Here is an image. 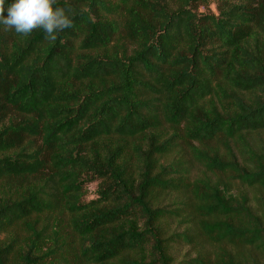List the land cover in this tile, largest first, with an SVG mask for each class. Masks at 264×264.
Masks as SVG:
<instances>
[{"label":"trees","instance_id":"1","mask_svg":"<svg viewBox=\"0 0 264 264\" xmlns=\"http://www.w3.org/2000/svg\"><path fill=\"white\" fill-rule=\"evenodd\" d=\"M56 5L0 27V264H264V0Z\"/></svg>","mask_w":264,"mask_h":264},{"label":"clouds","instance_id":"2","mask_svg":"<svg viewBox=\"0 0 264 264\" xmlns=\"http://www.w3.org/2000/svg\"><path fill=\"white\" fill-rule=\"evenodd\" d=\"M73 25L71 9L56 0H0V27L20 36L41 30L49 42Z\"/></svg>","mask_w":264,"mask_h":264},{"label":"rangeland","instance_id":"3","mask_svg":"<svg viewBox=\"0 0 264 264\" xmlns=\"http://www.w3.org/2000/svg\"><path fill=\"white\" fill-rule=\"evenodd\" d=\"M173 5H175L176 6V4L173 2L172 3ZM202 10H205V9H202ZM129 45H130V41H129V43H128ZM130 47H131V45H130ZM160 132L164 135V137H168L169 135H171L172 133H173V128L172 127H170L169 125H163L162 127H161V129H160ZM47 177H49V176H47ZM50 185L51 184H49V187H50ZM52 187V186H51ZM85 189L87 190V195L84 197V200L85 201H88V200H92L93 198H95V196H96V194H95V190H96V184L95 183H86L85 182ZM49 192L51 193L52 191L51 190H49ZM50 216H51V214H49ZM62 217L64 218V219H66V215L64 214V215H62ZM64 222L61 224V226H63V225H66V223H67V221H65V220H63ZM55 228V223H53L52 224V230ZM70 229L68 228V227H65L64 229H63V231H69ZM1 238H3V237H1ZM182 248V247H181ZM192 250V249H191ZM190 254H192L191 252H190V248L188 247V246H186V247H183L180 251H179V254H178V257L179 258H184V257H186V256H190Z\"/></svg>","mask_w":264,"mask_h":264}]
</instances>
